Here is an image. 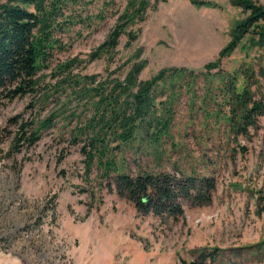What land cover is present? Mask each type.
<instances>
[{"label":"rangeland","instance_id":"rangeland-1","mask_svg":"<svg viewBox=\"0 0 264 264\" xmlns=\"http://www.w3.org/2000/svg\"><path fill=\"white\" fill-rule=\"evenodd\" d=\"M96 1L86 5L89 13L97 9ZM204 1L217 7L199 8L189 0L151 5L145 20L127 31L135 40L128 45L122 36L112 58L88 62L114 29L116 17L95 30L76 27L64 37L67 49L55 56L51 69L75 58L79 63L73 74L106 82L123 80L137 58L146 62L141 81L161 69L199 71L218 58L231 29L246 17L230 0ZM252 1L264 7V0ZM125 3L115 0L113 10L121 11ZM241 66L254 70L252 90L264 101V48L244 41L220 62L227 72ZM42 76L54 85L51 70ZM197 84L195 100L184 87L175 93L159 151L139 142L118 157L132 175L156 168L177 178L182 172L214 179L209 201H183L177 221L139 214L132 203L107 190L109 180L96 163L87 171L83 142L74 143L70 135L76 121L68 123L67 116L75 108L89 113L77 109L69 91L34 108L29 98L0 106V264H197L210 252L217 253L216 261L206 264H264V117L248 136H228L221 122L206 120V110H216L215 101L203 104ZM56 111L65 114L42 130L36 143L17 151V127L9 119L20 115L37 124Z\"/></svg>","mask_w":264,"mask_h":264},{"label":"trees","instance_id":"trees-1","mask_svg":"<svg viewBox=\"0 0 264 264\" xmlns=\"http://www.w3.org/2000/svg\"><path fill=\"white\" fill-rule=\"evenodd\" d=\"M95 1L8 0L0 3V106L29 98V107L34 108L45 105L56 93L69 91L67 97L77 103V109L83 107L89 113L84 116L75 108L67 116L68 123L76 121L70 135L74 143L83 142L81 151L87 171L96 163L102 176L109 180L107 190L115 191L120 198L132 203L139 214L177 221L184 213L183 201H195L199 205L209 201L214 179L182 172L177 178L156 168L132 175L118 157L141 142L159 151L158 143L168 133L175 93L184 87L195 100L194 89L199 80L202 83L197 86L203 89V104L207 106L215 101L216 110H206V120L212 119L214 124L221 122L225 132L233 138L246 137L251 129H257L259 119L264 117V101L252 90L256 84L254 70L241 66L227 72L220 68V62L244 41L264 48V7L252 0H230L246 17L231 29L230 41L218 58L199 71L161 69L150 79L141 81L138 77L146 62L137 58L123 80L106 82L97 81L96 76L73 74L74 64L79 63L75 58L51 69L55 56L67 49L64 37L72 30L76 27L95 30L99 23L114 16V29L89 54L88 62L104 56L112 58L120 38L126 36L130 45L136 36L127 31L144 21L147 10L160 0H126L121 11L113 10L115 0H97V9L89 13L86 5ZM189 1L199 8L217 7L209 1ZM48 70L55 80L54 85L42 80V74ZM160 96L165 100L158 101ZM64 114L56 111L37 124L23 120L20 115L10 118L8 122L17 127L16 150L36 143L42 130L54 126ZM137 152L135 150L134 154ZM216 257V252H210L197 264H206L207 260L214 263Z\"/></svg>","mask_w":264,"mask_h":264}]
</instances>
